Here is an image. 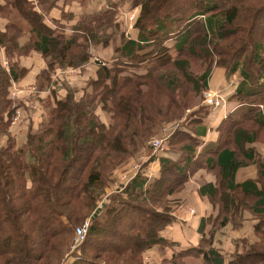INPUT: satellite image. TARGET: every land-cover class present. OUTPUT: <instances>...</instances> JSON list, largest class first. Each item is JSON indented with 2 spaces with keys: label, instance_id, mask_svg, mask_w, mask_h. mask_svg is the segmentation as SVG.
<instances>
[{
  "label": "trees",
  "instance_id": "16d2710c",
  "mask_svg": "<svg viewBox=\"0 0 264 264\" xmlns=\"http://www.w3.org/2000/svg\"><path fill=\"white\" fill-rule=\"evenodd\" d=\"M56 1L0 0V18L8 20L0 29V47L9 54L40 51L47 68L39 78L47 79L49 88L56 67H81L94 56L93 49L109 46L116 33L121 41L111 60L95 55L99 69L88 83L91 89L76 96L69 88L48 103L38 130L31 128L21 145L10 134L19 107L10 88L29 70L18 63L5 69L0 60V138L9 135L5 145L0 139V264H145L147 250L178 246L163 231L176 219L174 196L194 166H200L199 155L220 179L199 187V194L219 207L213 228L245 211L259 219L255 231L262 240L237 252L228 264H264V156L251 146L259 138L253 128L264 132V25L258 31L255 27L264 21V0H123L140 10L133 36L120 28L116 2L83 14L69 29L52 28L42 10ZM15 16L30 26L26 48L19 44L24 30ZM191 61H200L199 74L191 70ZM214 67L238 81L224 98L231 108L217 128L218 141L196 154L197 127L212 111L203 105L202 115L190 121L192 129L171 135L169 154L158 158V174L137 173L93 217L105 187L114 181V168L127 164L141 145L153 151L147 141L161 135L157 125L194 105L195 94L208 89ZM54 93L41 101H50ZM98 107L109 113V124L96 113ZM237 107L245 108L240 117ZM177 152L184 158L176 159ZM156 159L152 155L149 161ZM251 163L258 164L261 181H237V171ZM87 217L91 224L85 240L74 249L76 228ZM121 221L127 222L126 229L117 228ZM208 222L202 220L201 232ZM189 256L227 264L211 238L175 251L171 259Z\"/></svg>",
  "mask_w": 264,
  "mask_h": 264
},
{
  "label": "rangeland",
  "instance_id": "374dc122",
  "mask_svg": "<svg viewBox=\"0 0 264 264\" xmlns=\"http://www.w3.org/2000/svg\"><path fill=\"white\" fill-rule=\"evenodd\" d=\"M59 0H57L56 2H58ZM62 1V0H60ZM64 1V0H63ZM80 2V0H78ZM113 2L118 3L119 8H122L123 11H121L120 16H118L119 21H120V25H121V30L125 32L126 35H135V31H133L134 27L131 25H134L135 21H136V17L139 14V8L136 9H132L128 6V1H123V0H115ZM57 4H55L53 7H55ZM104 5V4H103ZM106 6L103 7V9L107 8V4H105ZM110 5V4H109ZM47 6V5H45ZM45 8L44 10H42V12L45 15V20L46 22H48V20H50L48 22V24L55 29L58 30H62L63 26L65 28H68V24L70 22V17H71V13L69 14V16H65L62 15L59 18H53L52 16L49 17L48 19H46V14L53 8ZM43 8V5H42ZM45 11V12H44ZM99 12V11H98ZM90 14V13H89ZM49 15V14H48ZM17 18V16H15ZM20 21V24L23 26V35L21 36V38L19 39V44L21 39L27 38L29 39L28 42L24 45H20L23 46L22 48H26L27 45H29V41L31 40V34H30V26L26 21H22L21 18H17ZM16 19V20H17ZM73 21V20H72ZM6 24L1 18H0V29L1 30H5L6 28ZM264 25V21H262V23H259L256 27V30L258 31L260 28H262ZM69 29V28H68ZM121 39H120V34L116 33L115 37L112 38L111 43L109 46L104 47L103 45H100L97 49H93V54L94 56L91 58V60L81 66V67H70V68H60V67H56V69L51 73V79L54 82V86L55 84H57L59 86V88H63L60 92L62 94H64V96L66 95V93L68 92L69 88L73 89V91H75V95L76 96H80L83 94L84 90L83 88H87L88 90L91 89V87L89 86V82L92 79H96L98 76V69L99 67L97 65H95V55H100V59L101 60H111L113 58V53L115 50V46L118 45L120 43ZM32 51H37L41 54L40 51L36 50V49H29L28 52H25L23 49H18L16 51H14V53L9 54L7 53V50L5 49V47H0V60L2 62V65L5 69H7V64H9V66H12V64L14 63H18V67H22L24 66V62L23 60L26 58H31V53ZM42 59L44 60V67L40 70H38L37 68H34L30 73H36L37 71L39 72V74H42V71L47 68V59L41 54ZM48 60L50 61V59L48 58ZM33 61H36L35 59H33ZM191 70L195 72V74H199L202 70L200 68V61H191ZM202 67H206L202 66ZM217 67H214V69ZM222 68V67H221ZM136 68H131L130 70H135ZM129 70V69H128ZM221 70H224V68H222ZM29 71L20 79V86H16V85H12V87L10 88L11 90V97H13V99L16 100V103L18 104V109L16 112V115L13 119L12 122V126H11V136L15 138L16 142L21 145L22 143H24L27 140V133L31 131V128L33 131H37L39 128V124L42 120V117L45 116V113L48 110V103H51L56 100V98H59L58 93H54V95H51L50 101L49 100H43L41 101V98L44 99L48 96V94H51L50 89H49V85H48V81L47 79H44V81H41V79L39 78V74L37 75L36 81L30 82L28 83V85H26L25 83L28 81H25L24 78L29 75H31ZM28 76V77H29ZM78 77H82V82L81 84H79L78 82L76 83V87H72L70 86L71 83H68L67 81H70L72 78L74 79H78ZM33 78V77H32ZM39 80V81H38ZM235 81H237V78L235 76ZM39 83H41L44 88L42 87V89H39ZM24 84V85H23ZM48 85V86H46ZM228 85V84H227ZM238 85V84H237ZM13 86H16V88H14ZM46 86V87H45ZM225 88L220 87L217 90H210L209 88L207 90H204V92H202L201 94H195V103L194 105L184 111L183 113H181L180 115L176 116V118H173L172 120L169 121H163L161 124L159 123L157 125V130L161 128V135L159 136H154L153 138H151L149 141H147L148 145L152 146L153 151H151L150 153L147 152V148L145 147V145H141L140 149L138 150L137 154L135 157L132 156H128V160L129 162L125 165H122L120 167H116L114 168V170L111 172V174H113V179L114 181L109 185L105 187V191L102 193L101 195V199H99V206L98 207H102V203L106 202L108 203L110 201V196L112 194H114V192L121 190L128 182L129 180H131V178H133L138 172H145L146 170V164L149 163H153L155 160H150V157H152V155H156L157 156V163L160 166V161H159V156L162 155H166L169 154L168 151L169 149V140L171 138V135L180 129H192L191 127V123L190 121L196 117L201 116L203 113V105H206L205 103V97L206 94H221L222 96L225 95L224 91ZM223 90V91H222ZM222 91V92H221ZM221 92V93H220ZM227 93V92H226ZM19 97H21L23 100L22 104L21 101L19 100ZM207 101V100H206ZM25 102V104H24ZM16 104V105H17ZM223 104V103H222ZM224 108V106L222 107V109ZM33 109V110H32ZM213 110V109H212ZM245 108L241 107L238 111L236 110L235 113L237 116L240 117V115L244 112ZM212 112V111H211ZM96 113L99 115V117L107 124H109L110 121V117H109V113L105 112L101 107H98L96 110ZM155 129V130H156ZM259 135L258 140L251 145L257 152L258 157H263L264 156V132H262L261 130H258L256 127L253 128ZM156 130V131H157ZM197 135V134H196ZM8 136L9 135H3L0 139H1V145H5L7 144V140H8ZM220 136V133L217 132V135L215 134L213 138L208 139V142H205L203 138H200L199 140V144L196 146V154H200L204 151V149L207 147V145L209 143H215L218 141ZM163 140L162 144L159 147H155L156 143L158 140ZM203 139V140H201ZM204 142V144H203ZM147 155V156H146ZM199 157V164L200 166L198 167L197 170L196 166L197 164L194 166V173L191 171L190 173H188V176L186 177L184 183L182 186L183 189L178 192L177 194H175V203H172L173 206V211L172 213H175V211L178 210H182V215L186 218L187 217V212H189L191 215H196V211L193 208H189V207H185L184 204V199L191 197L193 195V193L195 192L196 188L199 186H202L205 183L208 182H213L216 184H219V176L216 175L217 173L215 172V170H210L207 167L203 166V164L201 163L202 161L204 162V160L201 161V159H203L204 157H202L201 155L197 156ZM175 158L180 160L184 158V154L182 152H177L175 155ZM127 160V161H128ZM157 167V171L155 172V175L158 174L159 172V168L158 166H155V168ZM140 168L138 171L137 169ZM76 169V167H75ZM204 172L205 176L208 177V175H211L212 177H208L207 179L205 178L204 175L199 176L198 172ZM76 172V170H75ZM74 173V171H73ZM258 179V181H261V179L258 176V164L257 163H251L246 167H241L238 171H237V181H244L246 179ZM212 179V181H208ZM263 185V183H262ZM200 195V194H199ZM201 196V195H200ZM202 197V196H201ZM204 198V197H202ZM206 202L209 203L210 205V210L207 212V215L205 218H209L210 222H208L206 224L205 229L203 230V232H199L200 237L197 240V244L192 245V244H187V243H183L180 244L178 246H180L179 249H174L173 251H179L181 249H186V248H191L194 246H198L200 243L201 238L205 237V238H211L214 241V246L215 248H217L220 252H222L226 263L228 264L229 261L231 259H233L234 255L237 252H241L244 253L247 249L250 248V246L256 242V241H261L259 236L257 235L256 231H255V226L258 222V218L256 215H254L251 211H245L243 217H240L239 214L235 213L234 215V219L235 221L238 223L239 220L241 219V225H236L237 223H235L234 220H230L228 223H226L224 226L218 224L219 226H217V229L213 228V217L217 214V210H219V207L217 204H215L214 202H212L209 198L205 199ZM215 210V213L213 214V211ZM197 216V215H196ZM222 217V216H221ZM91 219V217H87L86 220ZM200 217H198L197 222H199ZM85 220V221H86ZM128 220V219H127ZM125 220V221H127ZM84 221V222H85ZM126 223L127 222H120L118 223V229H126ZM177 222H173L171 225H175ZM194 224V223H193ZM170 225V224H169ZM167 232H170V230H168ZM75 238V237H74ZM263 238V237H261ZM259 239V240H258ZM80 247V246H79ZM76 247V248H79ZM174 247V246H173ZM173 247H166V248H161L159 246H155L149 250H147L144 254V263L145 264H206L203 260L202 257H196V256H189L186 258H179L177 259V262L173 261L171 258L173 257V255H171L170 253H168V249L167 248H173ZM74 247V249H76ZM153 250V251H152ZM152 251V252H151ZM173 252V253H174ZM171 255V256H170Z\"/></svg>",
  "mask_w": 264,
  "mask_h": 264
},
{
  "label": "crops",
  "instance_id": "0c3cea01",
  "mask_svg": "<svg viewBox=\"0 0 264 264\" xmlns=\"http://www.w3.org/2000/svg\"><path fill=\"white\" fill-rule=\"evenodd\" d=\"M113 1H115V0H90L86 4H82L78 0H64V1L59 0L56 3L57 5L55 7H53L46 14V19H48L51 16L53 18H56V19L61 17L62 12L64 10V11L70 12L71 14L74 15V18L71 19L69 24H68V25H72L83 14H85V13H96L98 11H101L103 9V7L106 6L105 4L109 5V4L113 3ZM130 5H131V2L128 3L129 7H130ZM121 11H123L122 8L119 9L118 16H120ZM1 19L5 23L8 22L7 19H3V18H1ZM118 20H119V18H118ZM49 21L50 20H48V22ZM132 26L133 25H131V27ZM133 31H135V34H136L135 28L133 29ZM28 40L29 39L23 37L20 41V45L26 44L28 42ZM96 56L99 57L100 55H96ZM113 56H114V53H113ZM33 59H35L36 61H33ZM23 62L25 63L24 66H26L28 68L29 73L34 68L41 70L45 65L41 54L37 51H32L31 58H26L23 60ZM95 65H97V64H95ZM221 69H222L221 67H217V68L213 69L211 76H210V79H209V87L208 88L210 90H217L223 86V88H225V89H224V91L223 90L222 91L225 92L224 96L227 97L237 87L238 82L235 81V76L228 78L226 76L225 69L224 70H221ZM30 74H31L30 76L28 75L29 77L27 76V78L26 77L24 78L25 81H28L25 83L26 85H28V83H30V82L36 81V78H37V75L39 74V72L37 71L36 73H30ZM67 82L71 83L70 86L76 87L75 85L77 82L79 84H81L82 77H78L77 80L72 78L70 81H67ZM13 84L16 86H20L19 85L20 81L13 82ZM16 86H13V87L16 88ZM63 88H66V87H63ZM63 88H59V86L57 84H55V86L53 85V87L51 89L50 88L49 89H50L51 94H52V89H55L56 93H58V96L62 97V96H64V94H62L60 91ZM19 99H22V98L19 97ZM230 108H231V106L229 104L227 107H224L223 109L221 107V108H217V109L212 110V112H210V114L203 119V123L197 127V135L199 136V138H203V139H205L204 140L205 142H208L209 141L208 139L213 138L215 134L217 135V132H218L217 128H218L219 124L222 122V120L227 116ZM235 110H238V107ZM235 110H234V112H235ZM203 139H201V140H203ZM203 144H204V142H203ZM151 149H154V148H152V146H151ZM147 165L148 166H146V170H145L147 175L155 174V172L157 171V167L155 168V166L159 167L157 160L154 161V164L149 163ZM204 174H205L204 172H200V171L198 172L199 176H202ZM208 177H212V176L208 175ZM208 177L205 176L206 179ZM236 178H237V175H236ZM208 181H212V179H210ZM202 197L199 195V186H198L191 197L184 199L185 207L195 209V211L197 212L196 213L197 216L191 215L189 212H187L188 218H186V216L184 217L182 215L183 209L182 210L177 209L174 213L176 216V219L174 221L177 223L175 225L174 224L171 225L174 222L173 221L163 231V234L167 239L180 242V244H183V243H187L189 245L190 244H192V245L197 244L196 242L200 237L199 232H200L201 222L206 217L207 212L210 210L209 203L205 201V199L207 197H205V196H204V198H202ZM214 213H215V210L213 211V214ZM198 217H200L199 222H197ZM205 227H206V225H205ZM168 230H170V232H167ZM179 248H180V246H175L171 249L167 248L168 253H170V254L172 253L171 255H173V252H174L173 250L179 249Z\"/></svg>",
  "mask_w": 264,
  "mask_h": 264
},
{
  "label": "built area",
  "instance_id": "2783aa9c",
  "mask_svg": "<svg viewBox=\"0 0 264 264\" xmlns=\"http://www.w3.org/2000/svg\"><path fill=\"white\" fill-rule=\"evenodd\" d=\"M7 65H8L7 69H9L10 66H9V64H7ZM204 101H205L206 104L210 105L213 110L217 109V108H219L221 106L225 107V105H226L224 97L221 94H217V93L216 94H211V93L206 94V97H205ZM162 142H163V140H161V139L158 140L155 147H159L162 144ZM139 169L140 168H138L137 171ZM90 224H91V219H88L85 222H83L82 225H80V226H78L76 228L74 244H73V246L75 248L79 247L84 242L86 234H87V232L89 230Z\"/></svg>",
  "mask_w": 264,
  "mask_h": 264
},
{
  "label": "water",
  "instance_id": "95a60500",
  "mask_svg": "<svg viewBox=\"0 0 264 264\" xmlns=\"http://www.w3.org/2000/svg\"><path fill=\"white\" fill-rule=\"evenodd\" d=\"M100 210H101V207H99V209L93 214V217H95Z\"/></svg>",
  "mask_w": 264,
  "mask_h": 264
}]
</instances>
